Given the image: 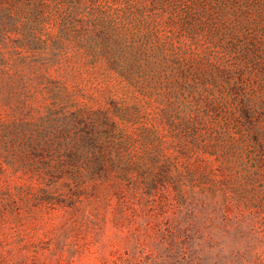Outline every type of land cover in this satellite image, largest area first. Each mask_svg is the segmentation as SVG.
<instances>
[{"label": "rangeland", "instance_id": "rangeland-1", "mask_svg": "<svg viewBox=\"0 0 264 264\" xmlns=\"http://www.w3.org/2000/svg\"><path fill=\"white\" fill-rule=\"evenodd\" d=\"M24 1L0 8V264H264V115L235 112L264 105V0ZM77 113L144 160L118 190L44 176L37 139Z\"/></svg>", "mask_w": 264, "mask_h": 264}, {"label": "trees", "instance_id": "trees-1", "mask_svg": "<svg viewBox=\"0 0 264 264\" xmlns=\"http://www.w3.org/2000/svg\"><path fill=\"white\" fill-rule=\"evenodd\" d=\"M22 1L24 0H0V8L3 9L5 4L11 7L8 3L19 4ZM223 1L230 3L239 0H217L216 2L220 4ZM241 109L242 111L239 109L235 112L242 129L244 127L242 123H245L244 125L248 128L254 113L260 112L264 115V105L256 111L249 104H245V100ZM85 117L84 114L78 113L72 114L70 118L56 116L53 124L42 131L44 141L41 140V143H38L37 139L36 148L41 147L42 150L46 149L47 151L49 148L57 155L55 159L52 158L56 161V165L44 166L43 174L51 176V173H65L68 181L81 184V186L89 179L97 178L102 182L111 181L113 188L118 190L121 181L132 178L136 171L134 166L139 163L142 165L144 160L122 156L127 145L123 139H120L117 132L114 133V122L106 118L108 124H105L104 130H101L98 126L88 124L92 122L87 117L88 122H86ZM15 135L19 136L17 131ZM45 142H49L48 148L44 144ZM45 159L49 158H43L42 161ZM43 185L42 182L41 186ZM81 195L83 194L79 192L73 194L74 197H81ZM42 201L53 205L56 203L54 199L47 196H43Z\"/></svg>", "mask_w": 264, "mask_h": 264}]
</instances>
